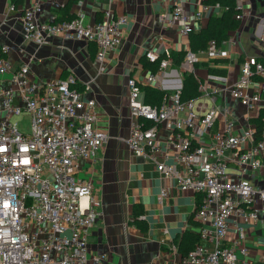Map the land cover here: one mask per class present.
Here are the masks:
<instances>
[{
  "label": "built area",
  "instance_id": "2783aa9c",
  "mask_svg": "<svg viewBox=\"0 0 264 264\" xmlns=\"http://www.w3.org/2000/svg\"><path fill=\"white\" fill-rule=\"evenodd\" d=\"M156 1L168 6L158 19L177 26L184 35L195 22L202 26L208 23L220 7L209 0H194L200 2V8L187 14L181 2ZM236 2L235 17L242 20L247 0ZM41 10L39 2L25 10L26 38L38 45L57 34L94 42L101 64L107 52L120 45L122 26L129 21L127 15H116L108 9L104 18L94 24L85 25L78 17L42 22L38 19ZM234 42L233 35L220 43L211 40L204 53L212 60L228 57L226 45ZM8 50V46H0V79L12 71L13 84L0 87V264H90L89 235L100 214V201L93 194L92 185L76 175V167L79 159L92 158L108 140L97 125V100L85 97L74 74L41 83L32 80L29 61L12 70ZM145 55L158 64L157 71L171 64L168 52L161 56L147 50ZM198 60V53L187 52V62ZM258 76H264V64L251 56L231 91L243 106L251 107L264 97V81ZM155 78L156 73L151 72L145 81L128 79L129 107L134 118L128 144L136 155L159 162L161 142L157 125H173L166 148L184 170L179 172L164 161L158 163L159 167L166 177L176 178L183 190L200 194L195 211L201 224L200 237L214 244L209 249L199 243L178 264H249L239 257L235 241L228 245L224 240L231 217L257 219V206L264 203V187L254 186L247 177L248 170H257L263 164L260 154L264 151V136L256 141L251 128L234 134L235 123L229 108L223 112L217 108L200 111L195 100H182L180 91L166 95L158 105L145 102L142 86ZM15 88L23 105L14 102ZM222 114L223 129L212 131ZM22 115L30 117V132L12 122L14 116ZM206 135H210L211 141L204 139ZM248 140L255 141L243 149L242 143ZM230 161L242 174L239 179L231 178ZM167 194L168 190L163 188L160 198ZM237 231L239 237H245L242 227L238 226ZM105 257L106 254L97 256V264Z\"/></svg>",
  "mask_w": 264,
  "mask_h": 264
},
{
  "label": "crops",
  "instance_id": "0c3cea01",
  "mask_svg": "<svg viewBox=\"0 0 264 264\" xmlns=\"http://www.w3.org/2000/svg\"><path fill=\"white\" fill-rule=\"evenodd\" d=\"M169 1L170 4L181 2L187 14L200 8V2L194 0ZM37 2L42 7L38 14L42 22L59 21L72 15L85 25L94 24L104 18L108 9L116 15H127L129 21L122 26L120 45L108 51L101 64L96 58L94 42L57 34L47 43L38 45L26 38L23 15ZM167 9L166 4L161 5L156 0H0V46L9 47L7 55L12 70L29 61L32 80L41 83L74 74L85 97L97 100V125L108 135V140L92 158L79 159L76 167V175L92 185L93 194L100 201V214L89 235L90 264H97L95 258L100 254H106L101 264H178L194 247L196 237L209 249L214 247L200 237L201 224L195 218L200 194L183 190L176 178L166 177L159 167L158 163L164 161L179 172L184 170L166 148L173 125L168 122L157 125L161 142L157 154L159 162L136 155L128 144L134 121L129 107L127 82L130 77L145 81L151 72L156 73L153 81L142 86V97L147 102L145 86L176 92L181 90L184 76L194 74L201 80V92L193 99L196 108L200 111L217 108L221 112L229 108L235 123L234 134L248 128L255 131L253 120L264 111V97L246 107L231 93L249 57L254 56L264 64V0H247L246 15L231 34L235 42L226 45L228 57L212 60L204 51H199L196 52L199 60L194 63L186 61L187 52L192 50L190 33L208 23L202 26L197 21L184 35L177 26L158 19ZM217 10L214 14H222L221 5ZM147 50L161 56L170 53L171 64L163 71H157L158 67L153 71L152 66L156 64L146 57ZM11 74L9 71L1 77L0 87L13 86ZM257 79L264 81V76ZM15 91V104L23 105L20 92L16 88ZM224 119L223 114L219 116L212 131L223 129ZM204 139L211 141L210 135ZM254 141L243 142L242 148L252 146ZM260 157L263 164L247 172V177L258 188L264 187V151ZM228 172L235 180L242 176L232 161L228 163ZM163 188L168 194L160 198ZM257 207L260 209L257 219L231 217L224 240L228 245L235 241L239 257L249 264H264V203ZM139 220L147 224L145 230L137 224ZM238 226L243 228L245 237H239Z\"/></svg>",
  "mask_w": 264,
  "mask_h": 264
},
{
  "label": "trees",
  "instance_id": "16d2710c",
  "mask_svg": "<svg viewBox=\"0 0 264 264\" xmlns=\"http://www.w3.org/2000/svg\"><path fill=\"white\" fill-rule=\"evenodd\" d=\"M211 3H218L222 7V14H212L209 19L208 25L200 30H193L190 33V45L194 52L206 51L209 47V42L215 40L220 43L222 40L228 38L232 32L239 26L240 20L235 15L237 13L236 0H209ZM72 18V15H68L65 19ZM223 57L215 58L213 60H220ZM158 67V64L152 66L153 71ZM201 80L194 74L185 75L183 78V86L180 90V96L182 100H191L196 98L200 94ZM80 89V87H79ZM147 102L152 104L161 103L166 95L170 94V91H163L152 86H145ZM256 128L254 131L255 140L258 141L264 136V111L261 110L259 115L253 120ZM137 224L142 230L146 229L147 224L142 220L137 221ZM195 238V248L199 242ZM192 248V249H193Z\"/></svg>",
  "mask_w": 264,
  "mask_h": 264
},
{
  "label": "rangeland",
  "instance_id": "374dc122",
  "mask_svg": "<svg viewBox=\"0 0 264 264\" xmlns=\"http://www.w3.org/2000/svg\"><path fill=\"white\" fill-rule=\"evenodd\" d=\"M12 122H16L22 131L30 132V117L28 115L14 116Z\"/></svg>",
  "mask_w": 264,
  "mask_h": 264
}]
</instances>
